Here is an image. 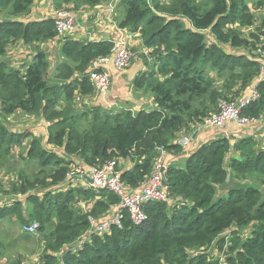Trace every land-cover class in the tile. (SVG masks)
<instances>
[{"label":"trees","instance_id":"trees-1","mask_svg":"<svg viewBox=\"0 0 264 264\" xmlns=\"http://www.w3.org/2000/svg\"><path fill=\"white\" fill-rule=\"evenodd\" d=\"M34 1L0 0V10H9L6 18H17L28 13ZM108 1L51 0V5L70 11V6L79 10ZM254 6L264 12V0H256ZM118 7L123 8L119 28L139 33L143 47L155 60L153 71L134 85L151 94L156 109L133 113L98 105L79 112L72 99L93 94L88 71L110 53L112 43L64 38L61 54L65 61L54 75L56 84L63 86L57 87L46 81L49 62L43 51L24 73L2 60L17 41L31 45L54 39V21H0L1 108L5 115L22 112L44 119L49 123L45 144L63 152L61 157L47 151L36 137L31 139L27 158L38 163L41 176L29 181L20 173L21 184H14L11 191L26 195L32 206L28 218H23L22 202L13 199L0 206V215L15 214L22 226L38 223L37 233H46L41 264H264V194L260 189L264 188V149L253 137L233 144L225 137L202 143L187 153L182 168L167 166L164 176L170 202L147 203L145 223L134 225L122 211L120 227L112 225L109 233L94 235L71 250L88 232L89 217L111 214L120 202L107 190L63 189L75 159L94 167L113 159L118 164L129 160L132 167L120 170V180L136 190L151 176L158 148L166 155L183 154L175 140L186 125L215 113L219 102L242 96L262 67L264 14L258 22L246 0H209L204 7L199 0H119ZM254 26L245 36L243 30ZM207 33L214 40L210 44ZM50 93L64 95L66 106L60 112L52 107L56 100L49 98ZM258 93L243 115L264 118V83ZM81 120L88 122L87 128L79 127ZM27 136L10 131L0 120V159L9 158ZM50 186L59 191L43 192L41 197L28 194ZM217 187H226V194H218ZM77 198L89 202L90 210H75ZM226 231L228 241L221 235ZM212 251L224 259L220 262Z\"/></svg>","mask_w":264,"mask_h":264},{"label":"built area","instance_id":"built-area-1","mask_svg":"<svg viewBox=\"0 0 264 264\" xmlns=\"http://www.w3.org/2000/svg\"><path fill=\"white\" fill-rule=\"evenodd\" d=\"M112 0L106 8L107 18H110L109 13L114 12V2ZM54 30L57 37H63L72 35L78 32L80 27L77 23V18L67 10H54L52 9ZM88 40L95 41L93 35L88 37ZM112 43L110 53L101 59H98L93 66V69L89 72V82L91 83L95 93L100 98H105L109 93L111 86V76L103 69L108 62H112L114 67L118 70H125L129 67L131 62V51L123 36L111 37L109 40ZM261 60L264 63V49L261 52ZM101 68V69H100ZM264 83V78H259L250 87L247 95L237 98L235 101L226 102L221 101L218 104V111L210 114L206 117L193 131H204L211 129L213 131H222L229 123H234L238 127H246L254 125L258 122V119L241 115L242 111L250 100L257 99L259 97L258 86ZM107 106V104L105 103ZM110 106L115 107V104ZM192 143V142H191ZM190 139L183 136L179 139L178 144L184 149L185 146L191 144ZM158 158L153 169L151 176L145 181V183L136 190L127 188L120 180V172L117 170L116 159L111 160L103 164L102 166H86V165H73L70 171L66 175L63 189L74 188L75 181L81 180L87 183L84 177L90 178L92 184H86L87 187L94 191L107 190L114 193L120 200L119 204L113 209V212L109 217L102 221L96 218L89 217L88 221L90 228L88 232L78 240L71 250H75L76 247L81 246L85 242L89 241L94 235L101 236L109 233L110 227L115 225L120 227V219L122 211L129 214L132 223L136 226L142 225L147 220L146 212L143 210L144 206L149 202H170L167 188H163L161 184L162 169L165 171L167 165L164 161L166 155L162 148H158ZM66 187V188H65ZM39 228L38 223L32 222L29 225H23L22 231L26 234L34 235ZM227 232V233H226ZM223 232L221 235L228 241L229 232ZM225 241V248L228 243ZM211 251V248L209 252ZM214 254V253H213ZM221 254V253H220ZM216 255V254H214ZM222 255V254H221ZM224 258V256H223ZM219 259V258H218ZM220 262L222 259H219Z\"/></svg>","mask_w":264,"mask_h":264},{"label":"rangeland","instance_id":"rangeland-1","mask_svg":"<svg viewBox=\"0 0 264 264\" xmlns=\"http://www.w3.org/2000/svg\"><path fill=\"white\" fill-rule=\"evenodd\" d=\"M117 1H118V3H117V6H118L119 0H117ZM164 1H166V0H164ZM246 1H247V5L249 6L251 12L256 17V20L259 22L261 17L263 16L264 12H262V11L258 12L255 9L254 5L256 3V0H246ZM199 2L201 5H203V7L206 6V4H209V0H199ZM68 9L73 13L77 12V10L74 8L72 9L71 6ZM256 25H257V23L255 24V26ZM255 26L251 27L250 29L243 30L244 35L246 36L248 33L253 32L255 29ZM77 34L78 33L75 32L72 35H77ZM90 35H92V34L90 32H88L86 34V36L82 37V39H79V37H77V38L69 37V38L74 39V40H85V38H86V41H89L88 37H90ZM95 41L90 40V42H95ZM212 41H214L213 37L207 33L206 34V42L208 44H210V43H212ZM142 45H140L139 47H136V50L135 49L131 50V60L134 58H139L140 60H142V62L148 63V65L146 63H145L146 66L144 65V70H146L145 73H148L147 69H149L150 71H153V69L151 67L155 63V60L149 55V51L145 50V52H144L145 54L142 51H140ZM17 47L18 46L16 44H14L12 46L13 51H15ZM37 47H39V46H37V44H35V46H33V48H35V50ZM47 48L49 50V53H46L47 59L49 57H51V60H50V70L48 72V75H47L48 77L46 78V81L50 85H56L57 87H61V86H63V83L59 82L56 84L55 79H54V75H55L54 72L55 71L53 70L55 67L54 66L55 62L57 63V65L62 63L61 62V60H62L61 59L62 58L61 53L58 52L56 44L52 45V46H48ZM33 51H34V49H33ZM91 70H92V68H91ZM91 70L89 69L88 73ZM24 72H22V73H24ZM88 80H89V78H88ZM90 85H91V83H90ZM91 87H92V85H91ZM92 89H93V87H92ZM55 92L56 91L54 89L53 93L55 94ZM53 93H50V95H49L50 99L55 98V100H56L55 103H53L52 107L56 108L57 111L60 112L66 106V104L64 103L65 97L63 94H62V96L54 97ZM94 95H96V93L93 89L92 95L87 96V97H79V98L73 97L72 103L73 102L76 103V104H74V103L73 104L76 106V107L75 106L74 107L76 109H78L79 112H81L84 107L98 106V105L93 103ZM150 96H151V94H150ZM235 100H237V99H235ZM119 106L120 105L118 103H116L115 107H112V109L115 108V109H117V111L123 110V109H118V108H120ZM156 108H157V106H156ZM156 108H154V109H156ZM104 109L110 110L111 108L104 107ZM208 116H206V117H208ZM205 118H203L200 122L194 121V122H190L188 125H186L185 129L178 135V138L175 140L176 144L179 145L178 141H179L180 137H182V136L184 138L190 139V143H191L196 139L198 133L206 132V131H213V130H207L206 129L205 131H198L197 133L193 132L195 130V128L198 126V124H200ZM0 120L3 122L4 125L6 124V126L8 127V129L10 131L17 132V133H24V134L28 135L23 140L21 147H17V148L14 147L12 149V151L10 152L11 155L9 158L0 159V183H1V187H2V190L0 192V206H2V207L7 206V205L11 204V202L13 200H18V201L22 202L23 218L25 220H27L32 206L30 205V203H28L26 201V195H17L16 196V195H13L11 193V191H12V187L14 184H17V185L21 184V179L19 178L20 173H23L24 175H26L27 178L29 179V181H33L34 179L41 176V174H40L41 170H40L38 163L34 159L27 158V156H28L27 151L29 149L31 139L36 137L41 142V145L47 151L54 152V153L60 155L61 157H63V152L60 149L54 148L52 146H47L45 144V141L47 138V136H46L47 127H48L49 123L46 122L44 119H42L36 115H32V114H28V113L25 114L22 112H16L12 115H5V113L2 110L1 105H0ZM87 126H88L87 121L81 120L79 122V127L81 129L87 128ZM213 132L216 134V133H219L220 131H213ZM219 138H223V137H219ZM225 138H227V137H225ZM227 139L231 142V144L236 143L237 140H240V139L231 140L230 138H227ZM241 139H243V138H241ZM191 144L188 146H185L184 149L181 147V145H179V146L183 152L190 153V150H188V149L191 146ZM258 147L260 148L261 146L258 144ZM67 159H71V158H67ZM75 161H76L75 166L76 165H84V163H82L81 161H79L77 159H75ZM127 161L130 162L129 160H127ZM118 163H119V161H116L117 170L119 172H121L120 170L123 168V166L119 167L120 164H118ZM173 165L177 166L179 168L183 167V163L181 161L175 162ZM49 169H51V167H49ZM45 182L46 183L49 182V179H46ZM58 188L59 187H57V186H50V187H48L46 189H42V190H41V188H39L40 190H38L36 188V190L29 191L28 194L38 195L39 197H41V194L43 192L55 191V190H58ZM260 189L263 191V194H264V188L260 187ZM89 207H90V203L87 201H84L81 198H77L76 202L74 203L75 210H81L82 212L87 211V209L89 211L90 210ZM107 215H110V214H107ZM105 218H106V215H102L97 220L102 221ZM44 237H46L45 232H43L41 235L39 232L34 234V235L24 233L22 231V224H20V222L18 221L15 214H12V213L9 214V212H8L4 216L0 215V243H1L0 263L1 264H41V254H42V251L44 248ZM212 252L214 254H216V256L219 259H222V260L224 259L223 255H221L220 253H217L215 251H212ZM6 257H10V258H6Z\"/></svg>","mask_w":264,"mask_h":264},{"label":"crops","instance_id":"crops-1","mask_svg":"<svg viewBox=\"0 0 264 264\" xmlns=\"http://www.w3.org/2000/svg\"><path fill=\"white\" fill-rule=\"evenodd\" d=\"M108 5L109 3L107 2V4L105 3L95 7H82L81 9L77 10V12L75 13L72 12V14L77 18V23L78 26L80 27L79 31L77 32L78 33L77 35H71V36L67 35L63 37L56 36L54 39L49 40L47 42L34 43L31 45H25L22 41H17L16 43H14L18 46L16 50L13 51L12 49V46L14 44L10 45L6 50L5 56L2 57V60L7 65L13 67L14 69H19L21 72H24L33 61L35 54H37L39 51L49 53L47 47L56 44L58 52L61 53L62 40L64 38L79 37V39H82V37L86 36L88 32H90L93 35L96 41H105V40H110L111 37L123 36L126 39L129 48H131L130 51L132 49L136 50V47H139L140 45L143 44V40L140 37L139 33L131 32L128 29L119 28V21L123 16V14L121 13L123 11V8L118 7L119 4L118 6H116L113 15L110 18H107L106 8L108 7ZM52 9H54V7L51 5V0H35L28 13L24 14V16H20L17 18H12V17L6 18V16L9 13V10L7 9L0 10V21L16 20L23 23H28V22H40L45 19L53 20L54 17L52 14ZM35 44L39 46L36 48V50L35 48H33ZM145 50L146 49L142 45L140 51L144 53ZM61 57H60L62 59L61 62L63 63L65 59L63 58L62 54ZM50 60L51 57L47 59V61L49 62L48 72L50 70ZM144 65L145 63L142 62V60H140L139 58H134L131 60V63L127 69L117 70L111 61L108 62L102 68L107 70L111 76V86L109 93L105 98H100L99 96L94 95L93 103L103 107L111 108L110 110H115L112 109V106H110L111 104L118 103L120 105L119 106L120 108L118 109H127L132 111L133 113L140 111H150L156 108L153 98L152 96H150L149 92H147L143 87L137 88L134 85L135 80L145 74L146 70H144ZM54 66L55 67L53 70L55 71L54 74L56 75L58 73L57 71L58 65L56 62ZM147 71H149V69H147ZM72 78H73L72 80H74L75 78H77V75H75ZM252 85L253 84H251L244 91L243 95L248 93V90ZM105 103L107 104V106L105 105ZM207 130H211V129H207ZM219 137H227L230 138L231 140L241 139L245 137H253L258 141V144L261 146L260 148L264 149V118H259L256 124L246 127H238L234 123H229L222 131L216 134L213 131L200 132L197 134L196 139L192 142L188 150L192 152L202 143L215 140ZM186 153L188 152H183V154L179 156L165 155L164 161L167 166H170L175 162H180V161L184 163V159L187 156ZM122 166H123L122 168L123 170H129L131 169L132 164L131 162L126 161L123 164L120 163V167ZM74 184L75 187L76 186L86 187L87 183L78 180L75 181ZM217 190H218V194L220 195L226 194V187H217ZM106 217L108 218L109 215H106ZM6 258H10V257H6Z\"/></svg>","mask_w":264,"mask_h":264},{"label":"bare ground","instance_id":"bare-ground-1","mask_svg":"<svg viewBox=\"0 0 264 264\" xmlns=\"http://www.w3.org/2000/svg\"><path fill=\"white\" fill-rule=\"evenodd\" d=\"M108 3H110L109 1H108ZM117 3H118V1L116 0L115 2H114V11H115V9H116V6H117ZM68 11V10H67ZM70 12V11H69ZM113 15V13H109V16L111 17ZM262 52V51H261ZM118 70V69H117ZM107 71V70H106ZM108 72V71H107ZM109 73V72H108ZM110 74V73H109ZM259 78H264V63H263V61H262V67H261V70H260V73H259V75H258V78H257V80L259 79ZM250 90V89H249ZM248 90V91H249ZM245 95H247V94H245ZM245 95H242V96H240V97H238V98H241V97H243V96H245ZM254 100H256V99H254ZM254 100H250L249 102H248V104L246 105V107H248L249 105H250V103L252 102V101H254ZM245 107V108H246ZM244 108V109H245ZM218 111V110H217ZM216 111V112H217ZM244 111V110H243ZM243 111H242V113H241V115H243ZM215 112V113H216ZM113 211V210H112Z\"/></svg>","mask_w":264,"mask_h":264},{"label":"water","instance_id":"water-1","mask_svg":"<svg viewBox=\"0 0 264 264\" xmlns=\"http://www.w3.org/2000/svg\"><path fill=\"white\" fill-rule=\"evenodd\" d=\"M8 21H10V20H5L4 22H8ZM161 174H162V179H161L162 187L167 188V183H166V179L164 176V170L163 169L161 171ZM84 179L87 181L88 184H92V181L90 178L84 177ZM57 257H60V255H57Z\"/></svg>","mask_w":264,"mask_h":264}]
</instances>
